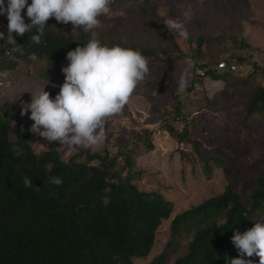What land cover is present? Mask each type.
I'll return each mask as SVG.
<instances>
[{
    "label": "trees",
    "instance_id": "16d2710c",
    "mask_svg": "<svg viewBox=\"0 0 264 264\" xmlns=\"http://www.w3.org/2000/svg\"><path fill=\"white\" fill-rule=\"evenodd\" d=\"M124 5L125 0H114L107 15L117 14ZM22 14L25 23H30L26 8ZM131 16L165 42V53L178 55L167 59L160 55L164 53L161 49L123 36L115 25H106L96 33L85 32L82 28L73 30L71 23H57L50 18L39 45L31 42V36L37 34L35 27L23 37H15L17 45L22 46L19 51L10 52L12 46L0 40V72L13 71L18 62L28 58L43 60L51 68L66 67L67 52L93 38L108 46L138 49L149 58V66L179 63L186 67L185 59L198 58L216 65L224 57L222 47L221 53L212 50L221 45V36L198 37L190 53L180 51L153 0L137 2ZM0 32L7 36V19L1 16ZM257 72L235 78L233 87L245 88ZM260 72L264 76V70ZM230 75L208 72L203 77L194 76L184 94L206 79L227 83ZM171 94L177 96V90H171ZM244 112L246 119L256 113L264 115V86L249 93ZM175 116H180L179 108ZM10 118L11 115L0 113V264H135L146 260L153 250L158 228L170 219L173 205L160 192H146L133 183L139 174L134 171L133 145L140 141V135H135L129 150H120L115 156L85 148L64 159L55 149L36 153L29 143L31 131L26 126L20 127L15 140H11ZM165 128L179 143L189 142L187 126L181 132ZM140 134H144L146 149L153 150L150 132L144 130ZM14 145L21 149L19 156L13 151ZM199 157L206 170L209 162L215 166L224 164L214 156ZM49 163L50 170L46 168ZM57 176L61 185L50 184V178ZM24 177L32 179L33 187L39 191L26 188ZM262 216L264 166L247 194L246 203L228 185L222 193L176 215L170 222V239L165 249L147 264H170L171 256L180 247L176 243L182 237L189 238L185 253L172 264H228L238 257L231 242L233 233L250 229L255 219ZM250 259L259 264V257L254 255Z\"/></svg>",
    "mask_w": 264,
    "mask_h": 264
},
{
    "label": "rangeland",
    "instance_id": "374dc122",
    "mask_svg": "<svg viewBox=\"0 0 264 264\" xmlns=\"http://www.w3.org/2000/svg\"><path fill=\"white\" fill-rule=\"evenodd\" d=\"M140 1L125 0L124 8L117 14L98 17L101 27L94 32L106 25H115L123 36L150 44L165 53V42L155 38L151 29L141 26L131 16L132 9ZM153 1L157 4L158 15L165 20L179 18L184 21L183 14H190V19L184 21L189 33L187 40L169 29L180 51L190 53L198 37L221 36V45H215L212 50L221 53L222 47L225 53L221 60H235L238 68L227 83L206 79L194 84L190 93L172 96L171 90L177 89V85L170 74L175 71L178 76L187 66L179 63L149 66V74L122 112L106 119V139L90 148L92 152L107 151L115 156L120 150H129L135 135L139 134L140 141L133 145L136 147L134 171L139 174L135 175L133 183L143 191L160 192L173 205L170 219L163 221L157 230L150 256L135 264H147L165 249L170 239V222L176 215L222 193L226 186L230 185L246 203L247 194L254 188L255 179L264 166V115L256 113L246 119L244 112L249 93L264 86V76L260 72L264 70V0ZM3 5L7 8L8 2L3 0ZM0 16L6 18V13ZM164 53L160 55L167 59L178 55V52ZM196 60H192L193 65L188 69L189 83L195 75ZM61 69L51 68L43 60L28 58L18 62L13 71L0 72V113L11 115V140H15L20 127L30 130L33 124L30 112L21 116V104L30 103L31 95H37L43 88L54 99L64 82ZM252 71L259 72L253 75L248 86L236 90L233 87L235 78L245 77ZM177 108L179 117L175 116ZM186 126L187 143H179L165 128L181 132ZM144 130L150 132L153 150L146 149L144 134H140ZM29 143L36 153L55 149L64 159L85 149L77 147L68 151L59 142L49 143L32 132ZM199 155L204 159L214 156L224 164L215 166L209 162L206 170ZM188 241L189 238L183 237L181 242L177 241L180 247L171 256L170 264L185 253Z\"/></svg>",
    "mask_w": 264,
    "mask_h": 264
},
{
    "label": "clouds",
    "instance_id": "9594fccd",
    "mask_svg": "<svg viewBox=\"0 0 264 264\" xmlns=\"http://www.w3.org/2000/svg\"><path fill=\"white\" fill-rule=\"evenodd\" d=\"M114 0H8L7 8L0 0V15L6 13L7 36L0 32V40L11 45L10 52L19 51L15 37L36 28L31 42L41 44L46 22L54 18L57 23H71L73 30L82 28L90 32L101 27L98 19L110 13ZM31 21L25 23L22 10ZM184 21L190 19L185 12ZM179 18H168L164 26L177 33L178 37L188 39L189 33L185 22ZM68 64L62 67L64 82L59 86V93L53 98L44 88L30 103L21 104V116L30 112L33 121L30 131L49 143L59 142L68 151L77 147L91 148L106 139V119L119 114L129 102L130 97L149 74V58L138 49L108 46L97 38L90 39L86 45L77 46L66 55ZM193 65L189 59L187 68L178 76L174 71L170 75L177 85V93H185L189 87L188 69ZM56 87L55 85H52ZM43 129V130H41ZM17 156L21 154L18 145L13 146ZM49 170L52 165H46ZM50 184L61 185L60 177H51ZM24 186L33 187L32 179L24 177ZM250 229L243 233L235 231L231 242L238 252V257L228 264H253L250 259L259 257V264H264V216L256 220Z\"/></svg>",
    "mask_w": 264,
    "mask_h": 264
},
{
    "label": "built area",
    "instance_id": "2783aa9c",
    "mask_svg": "<svg viewBox=\"0 0 264 264\" xmlns=\"http://www.w3.org/2000/svg\"><path fill=\"white\" fill-rule=\"evenodd\" d=\"M237 68V61L232 59L221 60L216 65H210L202 60H196L193 72L195 74L194 76L203 77L208 72L234 74L237 71Z\"/></svg>",
    "mask_w": 264,
    "mask_h": 264
}]
</instances>
